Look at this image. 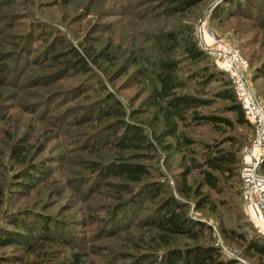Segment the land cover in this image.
Wrapping results in <instances>:
<instances>
[{
    "label": "rangeland",
    "instance_id": "rangeland-1",
    "mask_svg": "<svg viewBox=\"0 0 264 264\" xmlns=\"http://www.w3.org/2000/svg\"><path fill=\"white\" fill-rule=\"evenodd\" d=\"M155 1L74 0L69 4H60L61 0L1 1L0 14H13L10 18H0V60L6 56L3 53L16 47L21 34L32 30L34 34L30 36V42L35 48L32 53H27L29 58L39 51L36 46L51 40L55 34H61L71 41L82 54H86L82 41L93 42L99 47L110 44L109 51L115 58L109 63L110 74L88 59V72L70 70L63 77L39 80V76L50 67L42 62L36 63L40 57L35 55L36 61L29 59L27 69L17 84L14 83L17 72L10 71L7 78L0 75V185L4 187L0 212H5V209L6 212L32 209L35 214L55 220L67 238V241H63L62 237L42 239L37 232L34 252L10 245L0 246V255H23L27 260L50 256L49 264H73L72 254L76 251L85 256L83 260L86 264H129L133 259L132 254L139 255L148 250L144 249L145 241L142 239L144 232L152 228L149 222L153 217L147 215L157 200L169 192L188 203L185 209L190 216L216 227L219 238L211 231L209 234L224 258L245 264H264V259L244 256L242 246L224 238L220 232L218 224L222 220L236 230L249 234L253 231L264 233V219L260 217V221H254L248 214L249 207L244 203L248 198L247 188L238 178L236 186L241 189L240 195L227 186H224L225 193L202 187L214 200L215 208H196L192 197L184 198L175 189V178L182 160L195 157L201 161L207 144L216 142L224 135V125L197 123L189 116L180 124L177 138H165L166 142L173 143L172 148L166 150L154 137L158 122L146 99L144 90L147 86L143 87V78L138 70L134 71L136 65H132L127 72L121 71L120 67L126 62V55L134 46H139L143 38L173 28L180 21H191L195 25L199 17L207 15L216 35L242 50L246 60L245 72L257 100L264 106L260 92L264 79L253 75L256 63L264 58V47L258 58H251L250 53L258 48V43H248L256 32H263L261 25L264 18L260 20L258 17L260 11L257 7L253 9V19L238 15H226L221 19L212 17L215 0H202L192 6L188 13L180 15L167 16L161 12L154 15L159 11L156 9L143 17L147 12L146 6ZM49 3L52 4L45 5ZM38 19L43 20L44 27L31 25ZM30 26L33 29L29 31ZM11 61L5 59L0 64ZM198 64L217 71L221 67V63L212 55L203 57ZM222 78L228 80V75L222 73ZM222 87L220 79H213L203 87L196 84V93L212 100L210 105L200 107V111L233 118L234 114L224 108L228 101L214 95ZM109 93L119 103L110 101L113 107L115 104L118 107L114 108L113 115L108 116V113L99 112L101 108H108L103 98ZM121 119L136 123L146 135L142 148H129L126 151L131 156H139V161L144 162L150 171L140 182L157 180L162 187L157 193H144L132 211L123 216L120 212V219H116L113 211L119 201L124 179L117 175L106 177L98 169V163L119 159L115 131L123 130V127H119ZM111 122L114 127L108 125ZM249 124H235V136H246L249 142L254 133L252 121ZM25 134L29 150L26 163H20L10 157V146L17 137ZM186 137L190 139L189 142L185 141ZM27 163L29 170L45 167L37 173L34 183L20 189V185L12 183V180L15 182L14 173ZM258 170L264 175V166ZM198 180L197 170H194L191 182L196 184ZM137 184L135 188L139 186ZM33 220L36 227L42 226L40 218ZM53 220L51 227L54 226Z\"/></svg>",
    "mask_w": 264,
    "mask_h": 264
},
{
    "label": "trees",
    "instance_id": "trees-1",
    "mask_svg": "<svg viewBox=\"0 0 264 264\" xmlns=\"http://www.w3.org/2000/svg\"><path fill=\"white\" fill-rule=\"evenodd\" d=\"M1 1L0 3H2ZM4 1L14 2V0ZM73 1L61 0L60 4H69ZM200 1L202 0H156L146 6L147 12L143 17L149 16L156 9L159 11L155 12L154 15L160 12L167 16L188 13L190 8ZM50 4L52 3L45 5ZM255 7L260 11L258 17L260 20L263 19L264 0H218L212 8L211 16L221 19L226 15L229 17L238 15L253 19L255 18L253 11ZM12 14L2 12L0 18H10ZM8 23L11 24L9 20ZM32 24L38 25L36 28L45 26L41 19ZM261 27L264 29L263 21ZM31 29L33 27L30 26L29 31ZM33 34V30L21 34L19 42L15 44L16 47L3 53L6 56L0 61L5 59L12 61L0 64L1 76L7 78L10 71L11 73L15 71L17 75L14 83L17 84L27 69L29 59L36 61L35 55L40 57V61H36V63L42 62L50 67V70L39 76V80L63 77L70 70L88 72L90 70L88 59L102 67L103 70L109 71L108 74L112 72L109 63L114 61L115 57L113 58L109 51L110 44L99 47L93 42L82 41L81 44L86 53L82 54L71 41L61 34H55L51 40H47L39 47L36 46L39 51L29 58L30 55L27 53H32L35 48L30 42V36ZM248 43H258V48L250 53L251 58H258L260 51L263 52L264 30L261 33L256 32L253 40ZM208 55L212 54L200 44L195 34L193 22L180 21L173 28L160 31L149 38H143L139 46H134L126 55V62L120 66L121 71L127 72L132 65H136L134 71L138 70L139 76L143 78V87L147 86L144 90L146 91V99L153 109L155 120L158 122V130L154 133V137L163 144V148L166 150L171 149L173 143L166 142L165 138H177L180 124L186 121L189 116L197 123L224 125L222 126L224 135L216 142L207 144V150L203 154L202 160H197L195 157L182 160L180 169L176 174L175 189L177 193L184 198L192 197L196 208L208 206L215 208L216 206L210 194L203 190V186L214 191H223V193H225L224 186H227L240 195L241 189L236 186L238 178L246 187L239 176V169L242 164V147L247 142V137H236L233 131L236 128L235 124L250 125L251 119L249 120V117L245 115L240 102L236 99L229 76L228 80L222 78V73L227 74V72L221 67L217 71L207 65L198 64L203 57ZM187 63H190V66H187ZM253 75L255 78L264 79V58L256 63ZM213 79H220L223 82V87L215 91L214 95L228 101L224 108L234 114L233 118L200 111V107L210 105L212 100L208 97L199 96L195 86L199 84L203 87ZM260 92L264 98V83ZM106 96L103 100H106L108 108H101L99 113H108V116L113 115L114 108L116 109L118 105L115 104L116 106L113 107L110 101L114 100L116 103L119 101L115 100L111 93ZM108 125L114 127L113 122ZM119 127H123L122 131L119 132V129L115 131L118 138L116 149L120 150L119 159H112L103 164L98 163V169L100 168L106 177L117 175L124 179V182L121 183L123 187L119 192V201L113 211L116 219H120V212L123 216L126 212L132 211L134 205L139 204V199L144 193L147 195L149 193L154 194L159 192L162 187L157 180L140 182L143 177L149 175L150 171L144 162L139 161V156H134V154L131 156L126 153L129 148L139 149L143 147L146 135L142 129L136 123L122 119ZM27 140L25 134V136L17 137L12 142L9 153L12 159L26 163L29 150L26 145ZM189 140V138H185L186 142ZM225 142L228 145H224ZM263 166L264 158L259 167ZM42 167L45 165L38 166L35 170H29L28 163L25 164L23 168L14 173L15 182L12 180V183H18L20 189L26 188L28 184L34 183L38 176L37 173L42 171ZM194 170H197L199 177L196 184L191 182V175ZM135 183L139 184L137 188H135ZM3 190L4 187L0 185V207L3 206ZM187 204L169 192L157 200L147 215L153 217V220L149 222L152 224V228L144 232V239H142L145 241L144 249L148 250L140 252L139 255L132 254L133 259L129 264H245L222 256L219 246L211 241L209 234L210 231L212 232L211 223L190 216L185 209ZM4 211L0 212V246L2 247L13 245L26 252H34L38 235L42 239L54 240V238L62 237L63 241H67V238L62 234V227L55 220L48 219L47 216L35 214L32 209L28 208L7 212L5 209ZM35 217L43 221L39 228L32 222ZM52 220L54 221L53 227L50 226ZM218 225L224 238L238 242L242 246L244 256L256 260L264 259V233L253 231L249 234L242 230H236L222 220ZM250 227L254 230L252 224ZM59 231L61 232L59 233ZM83 257H85L83 254L75 251L72 254L71 263L86 264ZM15 261L18 264H49L51 258L46 256L45 259L27 260L23 255L19 257L0 255V264H16Z\"/></svg>",
    "mask_w": 264,
    "mask_h": 264
},
{
    "label": "built area",
    "instance_id": "built-area-1",
    "mask_svg": "<svg viewBox=\"0 0 264 264\" xmlns=\"http://www.w3.org/2000/svg\"><path fill=\"white\" fill-rule=\"evenodd\" d=\"M195 34L208 52L221 63L231 81L235 97L247 117L253 123V136L242 147V164L239 176L250 196L245 205L255 206L264 219V175L259 173V165L264 158V106L257 100L249 78L245 72L246 60L240 48L216 35L207 15L199 17L195 24ZM212 232L219 238L216 227Z\"/></svg>",
    "mask_w": 264,
    "mask_h": 264
},
{
    "label": "crops",
    "instance_id": "crops-1",
    "mask_svg": "<svg viewBox=\"0 0 264 264\" xmlns=\"http://www.w3.org/2000/svg\"><path fill=\"white\" fill-rule=\"evenodd\" d=\"M248 193V190L246 191ZM250 196V193H248ZM248 214L254 221H260V216L258 213V209L255 206H249L248 208Z\"/></svg>",
    "mask_w": 264,
    "mask_h": 264
},
{
    "label": "water",
    "instance_id": "water-1",
    "mask_svg": "<svg viewBox=\"0 0 264 264\" xmlns=\"http://www.w3.org/2000/svg\"><path fill=\"white\" fill-rule=\"evenodd\" d=\"M218 0H215V2H217Z\"/></svg>",
    "mask_w": 264,
    "mask_h": 264
}]
</instances>
